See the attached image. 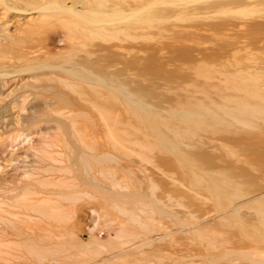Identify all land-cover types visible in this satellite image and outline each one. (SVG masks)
I'll return each instance as SVG.
<instances>
[{"label": "bare ground", "instance_id": "obj_1", "mask_svg": "<svg viewBox=\"0 0 264 264\" xmlns=\"http://www.w3.org/2000/svg\"><path fill=\"white\" fill-rule=\"evenodd\" d=\"M245 1L219 0L217 4ZM105 2L47 0L36 4L34 0H0V89L12 78L28 75L31 81L24 82L22 95L28 98L25 103L32 105L37 99H42L44 103L39 109L30 106L29 116H51L52 113L69 118L68 123L57 124V128L63 129L65 134L56 135L57 138L48 142L42 149L43 156L58 161L55 155L64 152L74 166L76 176L91 189V192L83 189L79 192L99 200V212L109 213L114 209L123 215L127 213V220L124 221L145 232V242L134 250L142 246H159L162 242L171 244L177 240V233L183 238L196 233L198 238L207 239L210 247L215 248L216 238L200 233L202 227L209 223L211 226L224 225V231L239 240L234 245L245 248L220 252L216 257L229 262L231 255H235V259H246L250 264H264V185L261 184L264 182V17L241 24L220 22L214 26L221 31L220 38L214 47L201 53L208 55L218 49V65L211 63L195 66L194 69L198 77L208 80L209 87L213 86V80L220 84V88L216 89L219 92L218 101L207 95L209 102L205 104L194 97V93L202 92L196 82L187 84L191 88L189 90L177 84L176 89L186 92H175L173 97L168 91L154 90L156 80L165 76L149 65L145 66L150 59H143L138 54L129 57L130 46L108 43L111 36L107 32H112L113 28L93 26ZM143 5L137 3L139 8ZM261 5L264 6V0H261ZM131 12L128 16L116 14L133 17L139 13ZM35 13V17H27ZM14 18H17V24L13 23ZM226 24L230 27H223ZM10 26L14 27L13 31ZM51 26L64 30L68 42L65 52L50 53L48 42L43 37L45 29ZM229 29L234 30L233 33L222 32ZM118 30L125 31L123 27ZM247 31L250 35H242ZM134 48L136 53L142 51V46ZM134 68L138 71L136 77L131 78L130 70ZM143 73L151 81L149 84L144 85L139 79ZM167 77L175 79L173 75ZM6 108L0 107V116ZM92 113H96L99 120L97 122L95 116L91 118L94 128L90 131L87 128L83 131L78 129L77 118L88 117ZM123 115H130L128 122L120 120ZM49 119L52 121L54 117ZM90 121L87 120L89 124ZM129 156L138 160L136 164L132 162L142 172V180L146 181L144 190L137 184L140 182L136 173L122 164ZM44 166V172L58 169ZM154 174L159 179H155ZM23 192L26 199L28 194H25V189ZM48 194H43L44 198L40 201H49L50 196L55 194L76 200L73 192L62 195L60 191H51ZM19 196L14 199L19 201ZM194 199L208 201L210 207ZM35 205L26 204L24 207L33 209ZM51 207L41 209V215L54 220L66 217L63 213L67 210L60 213L56 207L67 205ZM175 207L184 211L183 219L177 216ZM191 207L196 211H192ZM7 211L8 214L12 212ZM36 211L39 213V210ZM2 215L0 220L5 219ZM15 233H10L8 228H0V246L6 248L0 249V260L6 263L11 255L7 249L10 244L18 242L9 236ZM33 234L34 239H39L44 233L41 236ZM228 236H223L218 245L231 244ZM32 237L22 238L27 251L38 258L59 252V247H36ZM74 246L77 247V244ZM90 248L94 251L98 249L97 246ZM124 253L127 251L116 256ZM156 256V259H161L164 254L158 252L153 255ZM111 257L92 261L91 264H103Z\"/></svg>", "mask_w": 264, "mask_h": 264}, {"label": "rangeland", "instance_id": "obj_2", "mask_svg": "<svg viewBox=\"0 0 264 264\" xmlns=\"http://www.w3.org/2000/svg\"><path fill=\"white\" fill-rule=\"evenodd\" d=\"M46 1L47 0H43L39 2L38 0H34V3L41 4ZM155 1L156 0H106L102 8L104 13L101 11V15L95 20L93 26L95 28H98V26L106 28L111 27L110 29L113 28L112 32H107L109 33V37L111 36L108 43L112 45H119L121 43V45L130 46L129 57L138 54L143 59H150L149 62L146 61L147 63H145V66L149 65V67L158 70V72L165 76L164 78L156 80L154 87L156 92L167 93L168 91L171 93V96L175 92L185 93V90L181 91L176 89L177 84H181L184 89L189 90L191 88L188 87L187 84L196 82V84L200 85L202 90L200 93H194V95L196 94L194 97L199 102L205 104L209 102L206 98L207 95L212 97L215 101H218L219 92L216 89L220 88L219 82L213 80V86L209 87L208 80L205 77H198L194 69L198 66L211 63L218 65L217 58H220L219 51L217 49L215 52L208 55L202 54L201 51H206L214 47V43L220 38L221 31L218 30L217 27H214L217 23L237 22L241 24L243 21L245 22L251 19H263L261 17H264V6L261 5V0H247V2L231 3L227 5H218L217 3L219 0ZM138 2L144 5L139 8L137 6ZM131 11L134 13L138 11L139 13L133 17L131 15H129V17H120L116 14L118 12L128 16V14L132 13ZM147 12L149 14H145ZM36 15L37 13L27 17H35ZM21 17H23V15ZM16 19L17 18H14L12 20L15 24H17V21H15ZM51 23L53 22L51 21ZM227 26L230 27V24H226L223 27ZM120 27H123L125 31L120 32L118 30ZM10 30L13 31L14 27L10 26ZM223 31L232 32L234 30L229 29L222 30V32ZM45 33L46 35L42 37L46 39L45 42H48L51 54H57L60 51L65 52L68 49V42L64 35L65 32L60 27L51 26L45 29ZM242 33V35H250L249 31ZM140 35L145 36V38H137ZM128 36H132L133 38ZM136 46H142V51L136 53V49L134 48ZM136 71L138 70L135 68L130 70L131 78L136 77ZM167 75H173L175 79H169ZM139 79L144 85L151 82L145 73L139 76ZM30 81L28 75L16 76L0 89V107H7L6 112L2 113L3 115L1 114L0 116V202L2 201V203H4H0V214H3L2 216L5 217V219L0 220V228H8L10 233L16 232L14 235L9 236L12 240H18L17 243L10 244L11 247L7 249L11 254L8 256L10 260L7 261V263L6 261L0 260V264H26V262L28 264H60L58 262L56 263V260L61 261L62 264H91L92 261L102 260L111 256V259L103 264H250L246 259H235V255H231V261L229 262L216 257L220 252L227 250L237 251L245 248L234 245L235 241L239 240L235 235L227 234V232L224 231L225 229L222 228L224 225L211 226L209 223H207L208 225H206V227H202L200 233L208 237L211 236L216 238L215 248L210 247L207 239L198 238L196 233L193 235L190 234L188 238H183L179 236L180 233H177V236L175 235L177 240L171 244L162 242L159 246H142L140 249L134 250L135 247L145 242L143 239L145 232L143 233L139 229L138 231L135 225L134 227L131 226V222L130 224L128 221H124L127 220V213H124V216L123 213L117 210L115 212L114 209H111L109 213L99 212V200L96 198L94 199L90 195L84 196L79 192L81 189L91 192V189L87 188L86 186L88 185L84 184L80 178L76 176L77 173L74 172V166H72V163L67 159L64 152L61 153V155H55L58 161H52L43 156L42 149L45 148L46 144L54 138H57L56 135L65 134L63 129L57 128V124L61 123L62 125V123H68L69 118L66 116H56L52 113L50 114L51 116L44 114L40 117L36 114V116L30 117L28 114L29 110L34 106V109H39L44 105L42 99H37L32 105L25 103L28 98L22 97L24 94L23 89H25L23 87L26 82ZM16 100H19L17 103L18 106L16 105ZM178 102L180 101L178 100ZM30 106H32V108H30ZM94 116L98 122L99 120L97 119L96 113L89 114L88 117L83 118L79 116L76 120L77 128L82 131L86 128L88 131L93 129L95 125L92 126L93 123L90 120L91 118L94 119ZM50 117H54V119L51 121V119H49ZM56 117L58 118V122ZM129 117L130 115H123L120 120L126 123ZM88 119L91 122L90 124L87 122ZM90 133H88V135ZM132 161L135 164L138 162L137 158L135 159V157L129 156L122 164H124V166L128 165V167L136 173L137 179H139L140 182L137 184L140 186L141 190H144L146 188V181L142 180V172ZM43 166L52 169L58 168L60 170L62 168L64 170L67 168V171L54 169L55 172H44L42 171ZM154 178L159 179L155 174ZM33 180L36 181L34 182ZM42 182H46V184H42ZM61 184L62 186H60ZM261 184L264 185V182L262 181ZM23 188L25 189V194H28L26 199L23 197ZM51 191L52 193L60 191L62 195H66L67 192H73L74 194L77 192L75 194L76 200L74 198L73 200L68 198V200L64 197H58L57 194L59 193H57L50 196V199H53L52 201L49 200L50 202L47 200L40 201L42 197L44 198V196L51 193ZM19 194H22L21 196L24 201L27 199L30 200L27 202L25 201L27 205L36 204L34 208L28 209L24 207L26 204L22 201ZM25 194L24 196H26ZM15 196L21 198L18 199L20 202L15 200L17 199ZM70 199L72 201H70ZM194 201H201L203 206L210 204L203 199H194ZM44 202L46 204L49 202L47 204L48 207L46 206L47 208L43 207L46 205H44ZM21 204H24V206ZM59 204L62 206L67 205V207L61 208ZM41 206L46 208L45 210L49 209L51 206H58L59 208L56 207V209L57 212L60 213L67 210V212L63 213V215H66V217H63L65 218L64 221L63 218L60 220H54L48 216H44V218L42 216L43 214L40 213V211H42L41 209H43ZM207 207H210V205ZM25 208L28 210L26 211ZM36 209L39 210V213ZM6 210L12 212L8 214ZM174 210L177 212V216L183 219L184 211L178 207H175ZM191 210L196 211L193 207H191ZM1 211L3 213H1ZM29 215L31 217H29ZM248 218L249 215L247 216V219ZM9 220L12 222H9ZM47 221H50L49 226ZM59 222L62 223L59 224ZM57 223L58 226L56 225ZM170 227L172 228V226ZM32 231H34L33 233L40 234L39 236H41L42 233L44 234L42 238L39 237V239H34L36 237L31 233ZM37 234L35 235L38 237ZM225 235H229L228 238L232 241L230 242L231 244L225 243V245H218L221 241L220 239ZM28 236L30 238L33 236L32 242H35L36 247L44 245L43 247L46 246L50 249L59 247L60 250L59 252L49 253L45 255L44 258L43 256L38 258L36 254L28 252L26 249L27 247L24 245L25 240L23 238H27ZM21 240H23L22 243ZM126 240L128 241L126 242ZM18 243H21L23 246L21 244L18 245ZM75 244H77V247L74 246ZM91 246H97L98 249L94 251V249L90 248ZM3 248V246H0V249H6ZM61 250L63 251L61 252ZM123 251H127V253L116 256V254H120ZM158 252H163L164 257L161 259H156L158 256L153 257V255ZM63 255L67 256L65 257ZM114 255L116 257H113ZM41 257L43 259H41Z\"/></svg>", "mask_w": 264, "mask_h": 264}]
</instances>
